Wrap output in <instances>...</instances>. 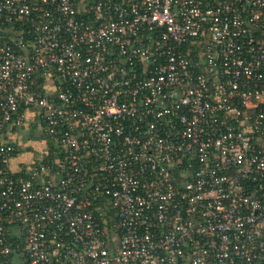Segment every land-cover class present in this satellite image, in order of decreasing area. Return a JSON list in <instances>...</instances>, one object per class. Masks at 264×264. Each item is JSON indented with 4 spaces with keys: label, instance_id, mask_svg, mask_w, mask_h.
Returning <instances> with one entry per match:
<instances>
[{
    "label": "built area",
    "instance_id": "2783aa9c",
    "mask_svg": "<svg viewBox=\"0 0 264 264\" xmlns=\"http://www.w3.org/2000/svg\"><path fill=\"white\" fill-rule=\"evenodd\" d=\"M0 264H264V0H0Z\"/></svg>",
    "mask_w": 264,
    "mask_h": 264
},
{
    "label": "rangeland",
    "instance_id": "374dc122",
    "mask_svg": "<svg viewBox=\"0 0 264 264\" xmlns=\"http://www.w3.org/2000/svg\"><path fill=\"white\" fill-rule=\"evenodd\" d=\"M41 140V136L38 132H32V137L29 138V139H24L25 142H27V144L32 148V153L34 156L38 157L39 154L43 151L42 149V145L39 144V141ZM30 158V155H27V156H20L19 157V161L20 160H24V161H27L28 159ZM18 161V162H19ZM17 161L15 163H18ZM15 163H14V166H15Z\"/></svg>",
    "mask_w": 264,
    "mask_h": 264
}]
</instances>
